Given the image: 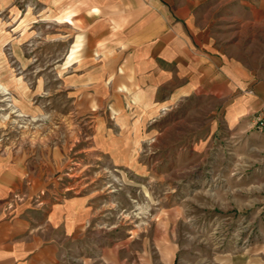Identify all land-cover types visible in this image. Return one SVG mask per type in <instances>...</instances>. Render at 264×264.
Segmentation results:
<instances>
[{
  "label": "rangeland",
  "instance_id": "374dc122",
  "mask_svg": "<svg viewBox=\"0 0 264 264\" xmlns=\"http://www.w3.org/2000/svg\"><path fill=\"white\" fill-rule=\"evenodd\" d=\"M13 2L0 4V154L20 162L36 202L85 200L60 264H264V135L249 115L227 122L231 91L176 84L155 103L109 101L120 86L92 73L105 63L81 36L72 59L74 24ZM194 9L264 80V5Z\"/></svg>",
  "mask_w": 264,
  "mask_h": 264
},
{
  "label": "crops",
  "instance_id": "0c3cea01",
  "mask_svg": "<svg viewBox=\"0 0 264 264\" xmlns=\"http://www.w3.org/2000/svg\"><path fill=\"white\" fill-rule=\"evenodd\" d=\"M210 1L38 0L78 29L72 59L81 36L85 44L80 51L105 63L94 64L92 73L109 86H120L116 99L106 97L109 101L155 103L176 84L184 93L208 86L223 95L225 86V93L231 91L225 118L232 126L246 115L252 119L264 104V80L256 77L253 61L215 45L194 9ZM218 1L253 9L264 5V0ZM23 172L10 154H0V264H60L67 244L84 225L87 204L79 196L61 200L44 195L36 202Z\"/></svg>",
  "mask_w": 264,
  "mask_h": 264
},
{
  "label": "built area",
  "instance_id": "2783aa9c",
  "mask_svg": "<svg viewBox=\"0 0 264 264\" xmlns=\"http://www.w3.org/2000/svg\"><path fill=\"white\" fill-rule=\"evenodd\" d=\"M252 125L256 132L264 135V104L253 115Z\"/></svg>",
  "mask_w": 264,
  "mask_h": 264
}]
</instances>
